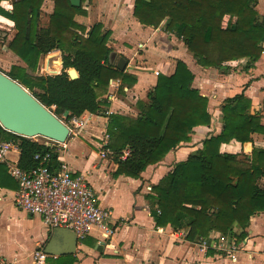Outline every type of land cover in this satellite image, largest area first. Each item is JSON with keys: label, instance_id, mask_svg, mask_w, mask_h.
Instances as JSON below:
<instances>
[{"label": "trees", "instance_id": "trees-1", "mask_svg": "<svg viewBox=\"0 0 264 264\" xmlns=\"http://www.w3.org/2000/svg\"><path fill=\"white\" fill-rule=\"evenodd\" d=\"M0 0V21L15 29L8 47L25 63L13 65L7 73L24 85L41 103L65 121L84 112L106 115L103 98L110 87L111 72L107 45L111 30L100 21L86 25L77 15H86L84 3L60 5L42 25L44 0H14L7 10ZM134 16L146 26L158 27L182 39L197 63L227 72L231 62L247 56V68L261 56L264 17L256 0H134ZM63 50V67H74L76 78L61 74L37 73L43 54ZM60 57L62 53L59 51ZM29 70L31 73H29ZM194 73L178 59L175 71L159 73L147 100L137 102L136 116L110 113L105 148L114 154L116 175L139 177L182 142L191 139L194 127L211 123L208 98L192 86ZM136 76L123 71L122 85ZM251 99L244 93L227 98L222 105V128L202 141V147L176 162L147 195L150 212L159 226L188 230L194 239L208 238L212 232L226 234L235 226L240 241L253 215L264 211V147L254 146L250 154L222 150L233 140L245 143L259 133L264 138L260 112H251ZM0 138L13 140L21 148L19 164L25 169L37 165L36 152L53 149L52 164L58 165V149L44 142L5 129ZM128 154L123 157L124 150ZM0 172L7 174L0 163ZM7 177H10L7 174ZM11 178V177H10ZM1 182V181H0ZM2 183V182H1ZM159 210V211H158ZM74 259L67 264H73ZM59 264V263H57Z\"/></svg>", "mask_w": 264, "mask_h": 264}, {"label": "crops", "instance_id": "crops-1", "mask_svg": "<svg viewBox=\"0 0 264 264\" xmlns=\"http://www.w3.org/2000/svg\"><path fill=\"white\" fill-rule=\"evenodd\" d=\"M13 1L2 0L1 4L11 11ZM46 5L52 12L54 1L44 0L42 9ZM84 5L87 14L81 15L83 21H91L90 25L100 21L111 30L107 45L111 48L110 61L116 67L111 76L120 78V82L110 85L109 90L115 96L107 100L104 111L110 109L112 113L136 116L139 113L137 102L147 100L149 90L156 84L155 70L170 75L181 59L194 73L192 86L208 98L211 123L194 127L189 141L173 148L163 160L148 165L139 177H132L114 174L117 168L114 154L108 149L105 156L100 153L99 144L106 138L109 114L86 111L85 114L90 115L85 130L77 136L69 134L58 147V154L73 172L85 174L95 189L97 202L113 210L110 223L116 230L108 237H103L96 227L87 237L78 239L72 230L52 229L40 214L20 208L14 200L17 182L3 163L11 178L0 172V264H33L32 253L37 248L49 249L52 251L49 254L57 255L49 256L47 264H67L71 259H74L73 264H264V211L251 217L246 236L239 241L242 250L236 260H231L216 248H201L200 239L190 237L186 229L157 225L147 197L152 186L176 162L186 159L202 147L205 138L221 130L222 105L227 98L244 92L251 99V112H260L264 123V43L261 56L252 67H246L249 57L244 56L231 62V69L224 72L198 64L184 41L165 32L162 24L153 27L140 23L133 14L134 0H92ZM256 8L264 17V0H256ZM51 52L46 55L49 59L44 65L46 71L53 62L59 61V67L62 64V58ZM120 57L125 58L124 70L117 68ZM123 71L136 76L135 82L122 85ZM47 141L48 138L42 142ZM254 146L264 147L262 134L254 133L252 141L245 143L236 140L224 143L222 150L250 154ZM20 153V149L11 150L8 158L19 160ZM260 182L264 185V176ZM239 231L235 226L229 233L235 236ZM220 234L212 232L210 236ZM52 241L53 245L49 246Z\"/></svg>", "mask_w": 264, "mask_h": 264}, {"label": "built area", "instance_id": "built-area-1", "mask_svg": "<svg viewBox=\"0 0 264 264\" xmlns=\"http://www.w3.org/2000/svg\"><path fill=\"white\" fill-rule=\"evenodd\" d=\"M159 73V69L155 70V74ZM115 82L119 83L120 78L111 77L110 85ZM114 96V92L109 90L105 98L111 101ZM85 113L63 120L70 129V135L77 136L85 130L90 115ZM110 113V109H105V114ZM107 141L106 133V138L99 144L103 156L108 152L105 148ZM61 143L52 139L45 142L55 149H58ZM14 149L21 150L18 143L0 138V163L7 165L9 175L17 182L14 200L20 208L32 214H40L52 229L62 227L72 230L78 239H84L96 227L100 229L103 237L115 232L116 228L110 223L113 210L97 202L95 189L85 174L73 172L68 162L60 157L58 165L53 166V149L36 152L34 158L38 162L37 165L25 169L20 166L19 160L8 158V153ZM127 154L126 149L123 157ZM198 243L203 249L216 248L224 252L231 260H236L242 250L237 237L229 232L221 233L217 237L200 238ZM49 256L57 255L49 254L44 248H37L32 253L33 264H47Z\"/></svg>", "mask_w": 264, "mask_h": 264}, {"label": "water", "instance_id": "water-1", "mask_svg": "<svg viewBox=\"0 0 264 264\" xmlns=\"http://www.w3.org/2000/svg\"><path fill=\"white\" fill-rule=\"evenodd\" d=\"M70 2L72 5L81 4V0ZM56 66L53 62L47 66V70L52 71ZM125 67V58L120 57L117 68L124 70ZM64 70L68 72L70 78L78 76V71L74 67ZM0 124L5 129L26 137L42 136L58 142H64L70 134L68 125L61 118L41 103L18 80L2 70H0ZM52 245L53 241L49 246ZM46 251L52 253L49 249Z\"/></svg>", "mask_w": 264, "mask_h": 264}, {"label": "rangeland", "instance_id": "rangeland-1", "mask_svg": "<svg viewBox=\"0 0 264 264\" xmlns=\"http://www.w3.org/2000/svg\"><path fill=\"white\" fill-rule=\"evenodd\" d=\"M63 1L57 0V3L60 5L69 6L68 1H66V4H64ZM47 6L48 5L43 6L44 8L42 9V16H41V20H40L42 25H46L48 22V14H49L50 10H49V6L48 7ZM76 18L79 21L83 22L84 24H85V21H87L86 23L88 25H90L91 21H89V20L83 21L81 19V15H77ZM14 33H15L14 28H12L10 25L6 24L5 22L0 21V70H2L5 73H8L11 70L13 65H17V64L18 65H25V63L7 45L8 41L14 36ZM58 52H59V49H56V51H53L51 53H53V54L55 53V56L57 58H60ZM61 53H62V61H63L65 51L61 50ZM46 55H48V53L43 54L41 56L37 73H43L45 75H52V74H48V73H52L54 71L48 72V70L46 71V69H44L45 63L49 60ZM68 68H70V67H67L65 69H68ZM29 73H31L30 70H29ZM52 76H54V75H52ZM62 120H64V119H62ZM35 137H37V139H39L40 141L46 140V138H44L42 136H35Z\"/></svg>", "mask_w": 264, "mask_h": 264}, {"label": "bare ground", "instance_id": "bare-ground-1", "mask_svg": "<svg viewBox=\"0 0 264 264\" xmlns=\"http://www.w3.org/2000/svg\"><path fill=\"white\" fill-rule=\"evenodd\" d=\"M62 62H63V61H62ZM59 64H60V63H59V61H58L57 64H56L57 66H56L55 69H54L55 72H57V71L59 72V68H60V67H59Z\"/></svg>", "mask_w": 264, "mask_h": 264}]
</instances>
